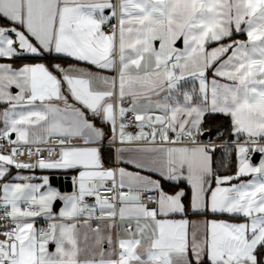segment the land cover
Wrapping results in <instances>:
<instances>
[{"label":"snow or ice","instance_id":"6c2138e0","mask_svg":"<svg viewBox=\"0 0 264 264\" xmlns=\"http://www.w3.org/2000/svg\"><path fill=\"white\" fill-rule=\"evenodd\" d=\"M233 31L247 40L222 43ZM0 104V141L12 145L0 144V180L13 166L75 172L70 194L47 176L0 184V221L12 222L0 231V264H264V0H0ZM216 114L229 118L219 147L235 153L232 175L214 169L218 145L201 139ZM106 139L120 145L112 167ZM24 146L35 162L18 159ZM40 216L59 222L38 230Z\"/></svg>","mask_w":264,"mask_h":264},{"label":"crops","instance_id":"0c3cea01","mask_svg":"<svg viewBox=\"0 0 264 264\" xmlns=\"http://www.w3.org/2000/svg\"><path fill=\"white\" fill-rule=\"evenodd\" d=\"M106 14H107V10H106ZM112 21H114V19L112 20ZM111 21V22H112ZM242 27H243V25H242ZM231 40H244V41H246L247 40V36H246V34L245 33H240V34H237V33H235V31H233V35H232V37L230 38V40H228V39H226L225 41H222V43H229V42H231ZM178 46H182V45H180L179 44V42H178ZM216 46V44H212V45H210V47H215ZM33 62V61H32ZM69 63H73V61H71V62H69ZM69 63H67V64H69ZM82 67H86V68H90L92 71H98L101 75H105V76H109V77H112V76H116L117 75V73L115 72V71H110V70H98V69H95L94 67H92V66H90V65H86V64H82L81 65ZM207 75H208V78H209V80L212 78V73H211V71H209L208 73H207ZM221 82H223V81H221ZM181 84H182V89L183 90H191V88H192V86H193V84H192V81L191 80H188L187 82H181ZM197 87H198V83H197V85H196ZM165 94L164 93H161L160 94V96L159 97H157V96H153L152 97V101H153V103H155V101H157V100H161L162 101V98H163V96H164ZM174 95H175V93H174ZM181 99H182V97H181ZM139 103L140 104H146V103H148V101L147 100H145V99H143V98H141V100L139 101ZM132 106V104H131V100H130V98H128V97H126L125 99H124V101H123V107H125L126 109L127 108H130ZM128 113V112H127ZM126 113V114H127ZM157 114H159V113H157ZM126 122V121H125ZM97 123H99V121H97ZM98 126H100V124H97ZM2 126V125H1ZM105 131L108 133V136L110 137L111 136V129H110V127L108 126V130H106L105 129ZM126 131H128V132H132V133H136V132H138L139 131V129L137 130V131H132L131 129H130V127H128L127 129H126ZM14 139H15V134H14ZM203 139V138H202ZM205 140V139H204ZM219 144H223V143H219ZM120 145L119 144H117V145H111V144H109L108 143V140L106 139L105 140V142H104V146H103V149H111L112 151H113V163L112 164H110V165H107V164H105V166L106 167H112L114 164H115V148L116 147H119ZM135 145H132V147H134ZM103 149H102V151H103ZM255 154V153H254ZM253 154V155H254ZM257 154H259V153H257ZM260 156H259V160L262 158V156H261V154H259ZM253 157V156H252ZM259 160L257 161V162H255V161H253V159H252V163L253 164H258L259 163ZM237 163V162H236ZM122 166H125V167H129V170H132L131 169V167L130 166H127V165H122ZM29 173H37V175H45V176H47L48 177V175H51V174H68V175H70L71 177H73L74 175H75V172H73V171H71V170H69V171H63V170H42V169H39V168H35V169H26ZM154 178H156V179H160L158 176H154ZM251 177H245V178H243L244 180H248V179H250ZM234 183L236 182V181H233ZM72 186H73V184H72ZM182 187H186L185 185H181ZM215 185L213 184V187H214ZM166 191H168L167 189H165ZM74 191V187H73V190L72 191H65V192H63V193H65V194H70L71 192H73ZM86 203H88L89 205H93L94 203H95V201H94V198H92V197H88V198H86ZM62 205H63V202H60V204H59V206H58V208L59 207H62ZM97 215H99V210L97 209V213H96ZM37 218V217H36ZM46 218V217H45ZM189 218L191 219V220H203V219H205V217H203V216H196V215H189ZM209 219H211V218H216V219H229V217L228 216H216V217H212L211 215L208 217ZM83 223H84V220L83 219H81V220H79V221H77V227L81 230V232H84V231H86V229H83V228H81V225H83ZM102 223H106V221H98V220H91L90 221V224L92 225V227L93 228H95L98 224H102ZM35 227L39 230V223L38 222H35ZM107 232H108V230L107 229H104V235H106L107 234ZM118 235H123V233L120 231V222H119V220L117 219V221H116V228L115 229H113L112 230V236H113V244H112V248L113 249H117L118 250V245H117V237H118ZM89 237H90V239H89V241H88V244H89V246H91V245H93L94 244V240H95V236H94V234H92V233H89ZM81 246L83 247V241H81ZM102 248L104 249V251H105V253L107 254V252L110 250V246H109V244L107 243V240H104L103 242H102ZM49 249V251H54L55 250V244H51V247L50 248H48ZM95 251H99V248H95L94 249ZM99 257H97V259H98ZM106 258H107V256H106ZM113 258L115 259V258H117L115 255L113 256Z\"/></svg>","mask_w":264,"mask_h":264},{"label":"trees","instance_id":"16d2710c","mask_svg":"<svg viewBox=\"0 0 264 264\" xmlns=\"http://www.w3.org/2000/svg\"><path fill=\"white\" fill-rule=\"evenodd\" d=\"M24 62H32V61H24ZM48 62L51 63H63L67 64L71 62L70 59L67 58H57L54 59L53 57L48 58ZM17 63H20L18 61ZM97 124H100L97 123ZM205 127L211 128L212 132L207 133V139L206 141H213L216 142L218 145L216 152L213 154L214 158V169L220 174V175H232L235 172L236 168V157L235 153L233 152L231 155H225V150L223 147H219V143H225V141L229 140V137L227 135V130L229 128V118L226 116H223L221 114L216 115H209L205 118ZM104 128L108 130V125H104ZM217 130L220 132H223L224 135L217 139ZM102 155L105 161V164L110 165L113 163V151L111 149H103ZM164 188L168 191H171V185L164 183Z\"/></svg>","mask_w":264,"mask_h":264},{"label":"built area","instance_id":"2783aa9c","mask_svg":"<svg viewBox=\"0 0 264 264\" xmlns=\"http://www.w3.org/2000/svg\"><path fill=\"white\" fill-rule=\"evenodd\" d=\"M111 23L112 24H115L116 23V20L114 19V21H112ZM105 30L108 31L109 30V26L106 25L105 26ZM125 121L129 125V127H130V129L132 131H137L138 130V128L135 126V124H136L135 117H134V114L132 112H128L126 114V120ZM11 139H14V137H11ZM201 139H202V137H201ZM202 140H204V139H202ZM204 141L207 142L206 140H204ZM0 144H4V149H6L7 151H10L11 150L12 145L8 144L6 141H0ZM21 151H22V155H20L18 157V159L20 161H22V162H29V163L35 162L36 157L35 156H29L28 155L27 146H24L21 149ZM41 156L47 157V152H42L41 153ZM252 156H253V154H252ZM63 175L65 176L66 174H63ZM27 176H29V175H27ZM29 177H32V176H29ZM48 177H49V182H50V175H48ZM33 180H36V177ZM69 180L72 182V177L71 176H70ZM55 187L56 188H59V185H56ZM109 195H111V194H109ZM143 202L146 203V204H149L151 206V202L148 201L146 198L144 199ZM4 211H5V209L0 208V216L3 215ZM93 220H95V219H93ZM35 222H38L39 223L40 229H47L48 224L51 223V221L48 220L47 218H35ZM5 224L8 225L9 228H10L12 222H11V220L0 221V231H4L5 230L4 227H3V225H5ZM0 239H4V237L3 236H0Z\"/></svg>","mask_w":264,"mask_h":264},{"label":"rangeland","instance_id":"374dc122","mask_svg":"<svg viewBox=\"0 0 264 264\" xmlns=\"http://www.w3.org/2000/svg\"><path fill=\"white\" fill-rule=\"evenodd\" d=\"M7 105H4V104H0V112L3 111L4 108H6ZM2 125V126H1ZM3 121H2V118H0V128H3ZM32 176V177H36V180H31V181H24V180H20V179H15V177L17 176ZM45 175H37V173H29L26 169H16L14 166L13 167H10V170L8 171V173H6L5 177L3 178V180H0V184H3V183H25V182H31V183H41L42 181L39 179L40 177H43ZM52 187L56 188L55 186L51 185ZM57 190H59V188H56ZM60 191V190H59ZM61 193H63L62 191H60ZM3 195V192H2V189H0V196ZM58 202H62V201H56L53 203L52 205V210H53V213L55 214H59V211L63 208V205L62 207H59V208H55V205L58 203ZM37 218H45L44 216H40V217H37ZM52 222H59V221H51ZM39 229H40V225H39ZM51 244L53 245L54 243L53 242H50L49 245H48V248L51 247Z\"/></svg>","mask_w":264,"mask_h":264},{"label":"water","instance_id":"95a60500","mask_svg":"<svg viewBox=\"0 0 264 264\" xmlns=\"http://www.w3.org/2000/svg\"><path fill=\"white\" fill-rule=\"evenodd\" d=\"M12 137H14V134H12ZM203 139H207V133L202 137ZM259 154L255 153L252 157L253 161L257 162L259 160ZM70 175L66 174L65 176L63 174H51L50 175V184L53 186L59 185V190L62 192L65 191H72L73 186L72 182L69 180ZM60 202H58L55 205V208L57 209Z\"/></svg>","mask_w":264,"mask_h":264}]
</instances>
